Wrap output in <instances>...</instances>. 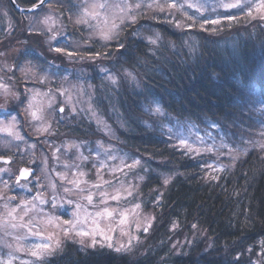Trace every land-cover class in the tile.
<instances>
[{"label": "rangeland", "instance_id": "obj_1", "mask_svg": "<svg viewBox=\"0 0 264 264\" xmlns=\"http://www.w3.org/2000/svg\"><path fill=\"white\" fill-rule=\"evenodd\" d=\"M92 3H106L109 7L96 10L100 12V16L91 21L93 27L74 25L71 20H75L84 6ZM125 3L132 5L131 14L138 17L136 24L129 25L127 28L122 26L121 42L125 44L134 38H143L149 43L148 38L156 39L158 34L157 43L155 45L149 43L150 46H157L162 44L164 40L162 30L175 33L181 31L182 33L193 31L196 28L207 30L208 34L213 36L229 35L238 28L242 30L241 34L246 33L253 40H258V38L264 40V7L261 6V0H52L51 3L38 11L24 16L14 14L6 0H0V31L8 34L7 39L10 37V31L16 30L20 35L26 31L28 35H32V38L36 36L34 37L35 40L31 41L39 45L42 49L41 52H43L40 54L38 62L26 60L21 65L19 73L22 78L20 79L16 74L14 75L16 68L13 66L16 65V57L24 46L30 44L28 41L16 38L15 43H9L10 49L6 50L8 51L6 54L0 47V53H3L0 55V80L10 84L9 94H4L3 90H0V105H3L0 112L5 113L12 110L16 105L18 100L11 93H18L20 99L19 82L24 83L25 89H28L26 102L20 113L22 117L24 116L25 121H22L20 115L15 113L12 116L17 117L18 123L13 132L0 131V137L3 136L1 133H7L8 149H6V154L12 156L17 153L18 163L27 162L29 166L25 167L29 168L34 167L30 165L39 164L36 166L37 174L35 176L40 181L39 184H36L33 177L28 179L33 181L28 185V188L10 187L5 189L4 185L0 183V260H6L10 251L17 257L13 260V264H20V261L24 260L38 259L31 257L27 251L17 252L15 249L17 247L29 248L34 244L44 243L49 235L54 240L60 239L61 247L53 255L44 257L46 264H51L62 254L68 253L65 249L67 244L76 248L73 253L77 250L86 253L89 250L96 251L103 248L118 254L128 253L136 258L146 251V240L151 234L156 219L154 210L156 201L152 198L153 195L151 198L148 197L145 203V196L141 191L142 183L146 178L141 167L148 166V164L144 158L123 149L117 133V89L106 79H102L104 73L96 67L99 64L101 67H108L114 71L112 67L115 65L116 72H114L117 75L115 56L119 51L118 46L112 42L107 49L103 48L102 46L106 42L94 33L106 27L105 17H107V26H110L114 20L119 23L120 8ZM137 3L142 5L140 9H135ZM172 3L177 4L176 9L168 7ZM155 4L165 5V11L159 12L155 7H148V5ZM189 5H195V7ZM225 5H230L231 10H226ZM227 15H234L236 19L228 21L224 17ZM45 16L52 17L54 23L51 24V27L57 33L56 41H52L51 44L45 43L47 37L51 35L46 31L47 26L42 24ZM151 17H155V19ZM189 17H191L190 20ZM217 19L221 21L220 24L205 22ZM1 22H6L7 25L2 27ZM30 23L32 31H28ZM134 29L137 30L135 36L132 35ZM41 32L45 34L40 35ZM189 35V33L185 35L184 46L194 54L198 48L190 43L194 42L196 37ZM77 44L82 45L78 49L81 54L95 52L96 49L112 50L111 56L108 60L103 61L68 60L62 54L54 52H51L53 61L44 56V52L49 51V47H67L68 51L71 52L77 51L74 47ZM57 57L64 61H58ZM28 68H32L33 71H27ZM21 69H25V71H21ZM123 70L120 69L119 72L123 74ZM33 72H35V77ZM7 73H9L8 77L6 76ZM41 76H47L49 82L41 83ZM124 79L128 85L133 83L136 87L141 82L140 78L137 77L136 82L131 79ZM58 88L66 91L57 92ZM37 92L39 94L33 100V94ZM45 93L47 95H44ZM253 95L251 103L246 108L248 113H252L249 114L248 118L234 122L232 125L225 126L219 122L210 121L204 125L190 121H174L172 124L165 121V123L160 122V125L167 126L162 127L167 134L168 128H171L174 133L188 139L195 148H211L210 152L200 151L188 155L183 149L177 147L189 158L200 159L208 176H220L232 169L249 152L253 150L264 152V95H260L258 90H255ZM4 96L8 98V104L1 103ZM68 97H71V103L68 102ZM29 101H32V109L25 111ZM60 106L64 107L63 113L58 112ZM104 106L107 108L103 109ZM73 107L76 109L75 112L71 110ZM31 111L37 113V119L32 118ZM93 111L96 113L95 117L92 116ZM147 111L152 113L150 108ZM12 116L7 119L2 118L0 122L8 124ZM98 120L101 121L99 124L97 123ZM91 124L95 127L94 133L89 132L92 130L88 131ZM213 124L215 127H210ZM47 125H51L49 132H38V129ZM105 125L110 126L114 136L105 131ZM80 128H84L88 133L81 136ZM205 131L209 135L206 136ZM15 133H19L23 140L16 139ZM197 134L203 137V143L196 139ZM170 140L172 144L179 143L178 139L171 138ZM70 145H79V147ZM53 152H56L55 157ZM82 157H88V159L85 160ZM110 157H116V159H110ZM133 159H139L141 166H137L131 171L124 168L123 173H113L109 170L121 166V160L125 164L131 165ZM101 162L106 167H101ZM22 167L19 165L0 166V168H9L12 173L17 175V170ZM221 168L222 171H220ZM81 173L84 175H80ZM60 175H64L66 179H60ZM141 176L144 177L143 180L140 179ZM3 179L9 181L10 185L14 183V179L9 180L8 175H3ZM72 180L77 181L80 189L84 191L74 189L65 193V187L74 188L69 183ZM103 181L109 183L105 184ZM23 183L25 181L21 180V184ZM97 184L100 186L94 187ZM50 185L55 186L54 191ZM129 188L133 190L132 196H127ZM117 189L122 195L119 201L110 198L116 194ZM101 192L108 195L105 203H102L105 198L100 195ZM88 194L93 195L91 204L83 199ZM53 196L59 201L55 209L51 204ZM9 197H15V200L8 204V209H5L4 204ZM33 197H38V199L33 200ZM40 199L45 202L41 204ZM68 199L81 204L82 217L88 215L87 223L80 227L84 231L90 230V227L93 226V219H95L100 228L111 236L109 241L112 244L111 248L107 245L92 248L89 237L82 238L83 244H81V238L75 234H71V238L64 236L63 228L65 226H58L59 221L51 220V218H73L71 213L76 209L64 203ZM21 201L29 203L21 204ZM135 204H140V208L134 210ZM106 207L117 209V211L112 217L95 216L96 212H101ZM9 209H16V211L9 215ZM124 210H128L129 215L127 223L121 225L120 212ZM149 221L151 224L145 230ZM137 224H140V228H137ZM23 225H28V227ZM29 229H31V233L40 232L43 233V236L31 234ZM197 231H192V237L200 232ZM168 234L170 235L169 239L173 240L171 243L173 246L179 244L182 236L186 237L185 230H182L176 222H172L168 226ZM133 236L137 239L132 240L129 244V238ZM202 236L205 235L202 233ZM97 240L102 241L103 237L97 236ZM121 245L126 250L117 252L116 248ZM255 251V256L242 261L240 264H264V248L261 247L260 243H258ZM158 264H165L163 258Z\"/></svg>", "mask_w": 264, "mask_h": 264}, {"label": "trees", "instance_id": "obj_2", "mask_svg": "<svg viewBox=\"0 0 264 264\" xmlns=\"http://www.w3.org/2000/svg\"><path fill=\"white\" fill-rule=\"evenodd\" d=\"M35 1L17 0L25 5ZM6 3L10 5L9 0ZM241 31L213 36L201 28L182 33L162 30L160 45L134 38L125 44L127 52L118 49L117 133L123 149L148 164L141 167L146 175L141 191L145 203L153 195L156 219L139 257L103 248L73 253L76 248L67 244L68 253L51 264H158L162 258L165 264H236L237 259L241 263L255 256L264 239V152H249L219 179H212L200 159L171 147V138L160 125L210 121L227 126L249 117L252 112L246 108L254 91L264 95V40H253ZM188 33L196 37L190 43L198 48L194 54L184 46ZM112 69L116 72L115 65ZM120 69L134 72L140 85L125 83ZM156 103L163 116L147 111ZM79 131L83 136L94 133L95 127ZM166 178L170 182L164 185ZM172 222L186 234L175 246L168 234ZM193 230L205 236L197 231L192 237Z\"/></svg>", "mask_w": 264, "mask_h": 264}, {"label": "snow or ice", "instance_id": "obj_3", "mask_svg": "<svg viewBox=\"0 0 264 264\" xmlns=\"http://www.w3.org/2000/svg\"><path fill=\"white\" fill-rule=\"evenodd\" d=\"M45 3V0H39L38 4H34L32 9H24V8H19L17 7V11L21 12V13H26V12H31V11H35L37 8H41ZM190 7H195V5H189ZM261 6L264 7V0H261ZM109 5L106 3H92L90 5H86L83 7L82 11L79 12L75 18V20H71V22L74 25H87L88 27H93L91 21L96 20L99 18L100 16V12L96 11L98 9H105L108 8ZM142 7L141 4L137 3L135 4V9H140ZM149 8L155 7L159 12H164L165 11V5L162 4H155V5H148ZM168 7H170L171 9H176L177 8V4L172 3L171 5H169ZM131 8L132 5H129L127 3H125L123 5V7L120 8V15L118 17L119 23H117L115 20L111 23L110 26H107V17H105V24L106 27L104 29H100L99 31L95 32L94 34H97L101 37V39H103L106 43L102 46L103 48L107 49L109 47V44L112 42H115L116 45L118 46L119 49H125V52H127L125 43L121 42V31H122V26L123 28H127L129 25H134L137 23V15H133L131 14ZM225 9L226 10H231V6L230 5H225ZM228 21H234L236 19V17L234 15H227L224 16ZM153 19H155V17H151ZM191 19V17H189V20ZM206 23H210V24H220L221 21L219 19L217 20H211V21H205ZM54 23L53 19L51 16H45L42 24L47 26L46 31L48 33H51V35H49L45 41V43L51 44L52 41H56L57 38V33L54 32L52 30L51 24ZM11 27V25H10ZM201 27H203V25H201ZM28 31H32V25L30 23L29 25V29ZM40 35H44V32L39 33ZM133 36L137 35V30H133L132 33ZM149 39V43L152 45H155L159 39V36L157 34L156 39H152V38H148ZM77 51H68L67 47H49V52H54L57 54H62L64 57H67L68 60H92V61H103V60H108L111 56V51H102V50H96L95 52H90L87 54H81L79 52V48L82 47V45H75L74 46ZM0 55H3V53H0ZM60 58V57H57ZM7 67V66H6ZM97 68H99V71L104 73V77L102 79H106L113 87H115L117 89V91L119 90V80L117 79V75L114 71H112L111 69H109L108 67H101L99 64L96 65ZM11 69L9 68V71ZM21 71H25V69H21ZM27 71L32 72V68H28ZM123 75L126 79H131L133 82H136V76L134 74V72L129 71L128 69H124L123 70ZM33 76L35 77V72H33ZM40 81L41 83H48V78L47 76H41L40 77ZM0 90H3L4 94H9L10 92V84L4 82L3 80H0ZM28 89H25V92H27ZM57 92H61V91H66L64 89H60L58 88L56 90ZM13 96L16 97V99L18 100V102L20 104H23L24 101L19 99V95L18 93H11ZM39 93H34L33 94V100L35 99V96L38 95ZM44 95H47V93H45ZM68 102L71 103V97H68ZM32 101H29L27 108H25V111H29L30 109H32ZM3 108V105H0V109ZM15 110V109H13ZM73 112L76 111L75 107H73L71 109ZM7 111V110H6ZM59 112L63 113L64 109L60 108L58 109ZM152 113L156 114V115H160L163 116L164 112L163 109L161 107V105L159 103H156L154 109H152ZM8 114L10 115V112H8ZM31 116L33 119H37V113L35 111H31L30 112ZM96 113L93 111L92 112V116L95 117ZM101 121H97V123L99 124ZM18 123L17 121V117L16 116H12L11 121L8 124H3V122H0V131H7L9 133L13 132V129L16 127V124ZM143 123L147 124V121H143ZM121 127H124V125L121 123L120 125ZM149 127H151V125H148ZM162 127H167L166 125H162ZM210 127L214 128L215 125H211ZM51 128V125H47L44 127H41L40 129H38V132H49ZM105 131L111 135L114 136V132L111 131L110 126L105 125ZM168 134L170 136V138L172 139H178L179 143L178 144H173L171 145L172 148H181L183 149L188 155H192L193 152H200V151H211V148H195L192 144L189 143V140L186 138H183L180 134L178 133H174L173 130L171 128H168ZM205 135H209V133L207 131H205ZM15 137L18 140H23V137H21L19 135V133H15ZM196 139L203 143L204 139L203 137H200L198 134L196 135ZM70 146H74V147H79V145H70ZM34 147V145H33ZM57 151H59V148H57ZM53 156H56V152H53ZM83 159L87 160L88 157H82ZM110 159H116V157H110ZM0 161H3V163L8 164L10 161L8 159H5L3 156H0ZM137 166H141V161L139 159H133V163L131 165H127L125 164V162L123 160H121V166L115 167V168H110L109 170L112 171L113 173L115 172H122L123 173V169L127 168L129 171H131L132 169L136 168ZM101 167H106V165H104L103 162H101ZM210 167V166H209ZM223 169L221 168L220 171H222ZM18 175L14 174L11 172V170L9 168H0V183H2L4 185L5 189H8L10 187H20V188H28V185L30 183H32L33 181L28 180V177L30 175L33 176V180L35 181L36 184H39V178L36 177L33 173V170L29 167L26 168H22V169H18L17 170ZM125 175L127 173H124ZM3 175H8L9 176V180H13L14 179V183L12 185L9 184V181L4 180L3 179ZM80 175H84L83 173H81ZM99 176V173H98ZM212 179H219L218 176H213L211 177ZM60 179L64 180L66 179V177L64 175H60ZM141 180L144 179V177H140ZM21 180H24L25 183L21 184ZM170 182L169 179H164V184L167 185ZM70 184H72L74 186V188H64V192L65 193H69L71 191H73L74 189H79L80 191H84L83 189H80L79 187V183L75 180L69 181ZM103 183L107 184L109 183L108 181H103ZM100 185H94V187H99ZM50 187L53 189V191L55 190V186L54 185H50ZM100 195L102 197H104L105 199L102 201V203H105L106 200L108 199V195L107 193L101 192ZM133 195V190L131 188H129L127 190V196H132ZM112 200L115 201H119L122 198V195L120 193V190L117 189L116 190V194L112 195L110 197ZM38 199V197H33V200ZM83 199H85L89 204H91L93 202V195L92 194H88L87 196L83 197ZM15 200V197H9L7 198V202L4 204V208L8 209V204L12 201ZM41 204H43L45 201L43 199H40L39 201ZM21 204H26L29 202H24L21 201ZM64 203H66L67 205L73 206L76 211L72 212V219H61L60 217H52L51 220H55V221H59L58 226L63 225L65 226L63 228V234L66 238H71V234H75L76 236L80 237V243L83 244V239L84 237H89L91 239V247L92 248H96L98 246H104L107 245V247L111 248L112 244L109 243V241L111 240V236L108 235L103 229L100 228L98 222L93 219V226L90 227V230L88 231H84L80 226L83 224H86L88 221V215L85 216H81V204L80 203H76L74 200L72 199H68L66 201H64ZM157 203H159V201H157ZM52 207L53 209H55L57 207V205L59 204V201L56 200V197L53 196L52 201H51ZM140 208V204H135L134 205V210L135 209H139ZM16 211V209H9L8 210V214L12 215V213H14ZM117 211V209H109V208H104L101 212H96L95 216L96 217H100V216H107V217H112L113 214ZM27 214V213H25ZM90 215V214H89ZM128 215L129 212L128 210H124L122 212H120V216H121V220H120V224L124 225L127 223L128 220ZM51 222V221H50ZM151 221L148 222V225L146 226L145 230H147V227L150 226ZM24 227H28V225H23ZM173 227H176V225H173ZM195 227V226H193ZM137 228H140V224H137ZM79 229V230H78ZM29 232L31 233V229H29ZM37 236H43V233L40 232H35V233H31ZM97 236L103 237L102 241H98L97 240ZM137 239L136 237H130L129 238V244H131L132 240ZM260 245L262 248H264V239L259 241ZM11 247V246H9ZM61 247V240L60 239H53V237L51 235H49L47 237V241L44 243H37L32 245L29 248H24V247H17L15 249V251L17 252H21V251H27L30 253L31 257L34 258H38L36 260H24V261H20V264H46L44 257L46 256H51L55 253V251L57 249H60ZM126 250L124 248L123 245L119 246L116 248L117 252ZM17 259V257L14 256L13 252H9L8 258L6 260H0V264H13V260ZM236 264H240V261L237 259L236 260Z\"/></svg>", "mask_w": 264, "mask_h": 264}, {"label": "flooded vegetation", "instance_id": "obj_4", "mask_svg": "<svg viewBox=\"0 0 264 264\" xmlns=\"http://www.w3.org/2000/svg\"><path fill=\"white\" fill-rule=\"evenodd\" d=\"M32 4H30V5L22 4L21 6L27 8V7H30ZM11 10H12V12L14 14H17L18 16H24L25 14H30V13H21L19 11L14 10L13 8H11ZM8 20H10V19H8ZM2 21H4V20H2ZM11 21H13V20H11ZM1 24H2V27L4 25H7L6 22L5 23L1 22ZM0 33H1L0 34V43H2V44H0V47H2V49H3L5 54H6V52H8L6 50L10 49V44L9 43H15L17 41L16 38H20V40L28 41V44H30V45H25L24 46L23 50H21L19 55L16 57V60H15L16 61V65L13 66V67L16 68L14 75L16 74L21 79L22 75H20V73H19V69H20L21 65H23L26 60L38 62L39 58H40V54H43V52H41L42 49H41V47L39 45H37V44H35V43H33L31 41V40L34 41L35 40L34 37H36V36H34L32 38V35H28L26 31L24 32L23 35H20V33L16 32V30L15 31H10V35H9L10 37L8 39L6 38L8 36V34H5L4 31L3 32L0 31ZM44 56H46V58H48L50 61L54 60V58L52 57V53L49 52V51L44 52ZM55 65H56V63H55ZM6 76L8 77L9 73H7ZM19 89H20V100H23L24 103L20 104L17 101L16 105L13 108L15 110L12 109V110H9V111H7L5 113L4 112H0V119H2V118L7 119L10 116L15 115V113H16V114L20 115V117L22 118V121H25L24 116L22 117L21 114H20L21 111L23 110V107H24V104H25L26 98H27L26 97L27 94L25 92L24 83L19 82ZM4 102L6 104H8V102H9V100H8V98H6V96H4L3 99H1V103H4ZM8 112H10V115L8 114ZM1 134L3 136L0 137V156H3L5 159H8L10 162L8 164H5V163H3V161H0V166H18V165L19 166H29V165H27V162L18 163V161H17L18 160L17 159V155L18 154L17 153H14L12 156H9V155L6 154L7 153L6 149H8V146H7L8 144L6 143L7 133H1ZM30 166H34L33 167L35 169L34 175H36L37 174V169H36L35 166H39V164H34V165H30ZM31 177H33V176H31Z\"/></svg>", "mask_w": 264, "mask_h": 264}, {"label": "water", "instance_id": "obj_5", "mask_svg": "<svg viewBox=\"0 0 264 264\" xmlns=\"http://www.w3.org/2000/svg\"><path fill=\"white\" fill-rule=\"evenodd\" d=\"M10 1V3H11V5L17 10V7H19V8H24V7H21L15 0H9ZM49 0H45V3H47ZM39 3V1L37 2V3H35V4H38ZM44 3V4H45ZM33 8V5L31 6V7H28V8H24V9H32ZM38 9V8H37ZM36 9V10H37ZM31 12H33V11H31ZM26 13H30V12H26ZM60 108H63V107H60ZM59 108V109H60ZM64 109V108H63ZM22 168H26V167H22ZM21 168V169H22ZM33 170V172H34V169H32Z\"/></svg>", "mask_w": 264, "mask_h": 264}]
</instances>
